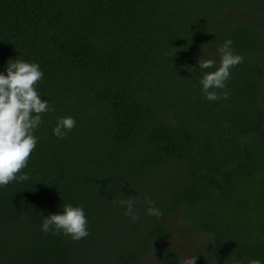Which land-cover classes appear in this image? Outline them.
I'll list each match as a JSON object with an SVG mask.
<instances>
[{
    "label": "trees",
    "instance_id": "16d2710c",
    "mask_svg": "<svg viewBox=\"0 0 264 264\" xmlns=\"http://www.w3.org/2000/svg\"><path fill=\"white\" fill-rule=\"evenodd\" d=\"M225 38L243 61L209 101L196 61L218 63ZM14 58L40 65L53 110L29 179L0 187V264H183L174 225L194 264L264 261V0H0V71ZM128 196L135 220L113 203ZM64 203L83 206L86 237L41 232Z\"/></svg>",
    "mask_w": 264,
    "mask_h": 264
},
{
    "label": "clouds",
    "instance_id": "9594fccd",
    "mask_svg": "<svg viewBox=\"0 0 264 264\" xmlns=\"http://www.w3.org/2000/svg\"><path fill=\"white\" fill-rule=\"evenodd\" d=\"M232 46L230 38H225L217 46L218 63L212 58L199 57L196 61L195 69H209L197 77L200 91L209 101L229 96L226 81L230 79V69L243 61ZM9 61L4 71H0V187L12 181L20 183L29 179V173L21 169L27 165L29 154L36 145L34 130L41 123V114L53 110L49 101L42 99L35 87L43 76L40 65L17 58ZM75 124L76 120L71 115L57 117L51 129L52 135L63 138ZM113 203L123 207L124 215L132 220L137 219L135 197L128 196ZM145 203L147 215L157 218L162 215L161 209L147 197ZM87 225L81 204L64 203L62 210L41 215L40 230L45 234L60 233L72 240H79L88 235ZM194 260L195 257H186L184 264H194ZM232 264H264V261L259 258H248L246 261L237 258Z\"/></svg>",
    "mask_w": 264,
    "mask_h": 264
},
{
    "label": "rangeland",
    "instance_id": "374dc122",
    "mask_svg": "<svg viewBox=\"0 0 264 264\" xmlns=\"http://www.w3.org/2000/svg\"><path fill=\"white\" fill-rule=\"evenodd\" d=\"M174 232L175 233L171 235V238L167 239L164 244L178 248L182 253V262L184 264V260L186 257H193L192 244L194 243L190 240L193 235L190 234L186 228L177 225H174ZM194 238L198 245L204 244V241L205 243L207 242L206 239L204 238L203 240L201 236H194ZM143 264H151V259L149 257H146Z\"/></svg>",
    "mask_w": 264,
    "mask_h": 264
}]
</instances>
